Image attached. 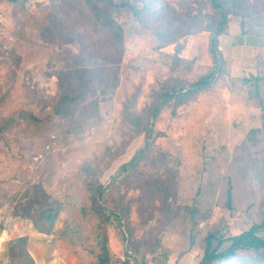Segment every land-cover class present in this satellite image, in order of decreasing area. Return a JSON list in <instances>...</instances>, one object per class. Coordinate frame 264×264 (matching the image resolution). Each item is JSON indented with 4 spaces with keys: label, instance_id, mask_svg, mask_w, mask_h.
<instances>
[{
    "label": "rangeland",
    "instance_id": "obj_1",
    "mask_svg": "<svg viewBox=\"0 0 264 264\" xmlns=\"http://www.w3.org/2000/svg\"><path fill=\"white\" fill-rule=\"evenodd\" d=\"M112 1L123 5L114 11L121 42L91 29L80 0L0 1V126L16 120L0 131V264H9L8 243L21 237L29 254L35 247L29 243L43 246L42 264L58 256L61 264H196L208 235L215 236L214 246L261 224L264 101L258 84L232 79L225 69L193 99L163 109L150 132L132 122L145 124L163 87L194 82L211 68L206 27L214 12L207 0ZM198 14L203 22L192 19ZM253 17L264 20V11ZM52 20L59 28L43 40ZM102 64L114 68L115 88L107 99L96 97L98 116L56 115L57 74ZM146 142L151 150L135 177L114 183L112 176ZM94 180L106 187L105 214L123 213L120 228L91 211ZM29 184H39L59 205L50 234L14 215ZM258 234L264 238V223Z\"/></svg>",
    "mask_w": 264,
    "mask_h": 264
},
{
    "label": "trees",
    "instance_id": "obj_2",
    "mask_svg": "<svg viewBox=\"0 0 264 264\" xmlns=\"http://www.w3.org/2000/svg\"><path fill=\"white\" fill-rule=\"evenodd\" d=\"M17 2L18 0H0ZM89 14V26L95 32L102 31L109 35L115 42H121L122 29L116 22L114 11L120 10L122 4H116L112 0H80ZM210 9L214 12L209 17L206 29L209 32L208 53L212 60V66L207 73L194 82H184L176 86L160 90L157 100L149 109L143 125L142 119L133 118L132 122L137 128L151 131L152 125L163 109L169 105L179 106L193 99L201 91L211 87L216 83L218 77L227 69L226 61L219 48V37L226 33L230 23L235 22L243 27L246 19L253 17L255 13L264 11V0H207ZM137 13V12H136ZM234 18V20H231ZM196 22H203L199 14L192 17ZM206 23V22H205ZM59 23L50 21L42 31L43 40L50 41L54 34L55 27L59 28ZM61 29V28H60ZM228 72V71H227ZM259 76L244 78L245 82L258 84ZM114 68L112 66L94 65L91 67H78L73 71H60L57 74V99L54 103V113L61 117H82L92 119L98 116V103L96 97L101 96L107 99L115 88ZM264 111V108H263ZM33 117H31L32 119ZM16 120L9 119L0 126V131L15 125ZM151 146L148 142L139 149L129 161L122 164L112 176L114 183L127 182L128 178L135 177L137 167L147 157ZM105 186L98 180H94L88 185L90 191V209L98 215L104 216L107 220L115 222L121 227L122 212H110L105 214L102 205ZM231 203L230 188L227 191L226 206ZM14 215L29 219L34 228L45 234H50L55 221L59 215V205L51 202L49 196L39 184H29L22 193V197L16 203ZM264 223V215L260 225H252L250 228L238 234L229 235L217 239L212 245L214 235H208L205 239L203 254L196 264H264V238L258 234V229ZM124 239L128 242L130 233L123 231ZM64 238V237H62ZM26 237H21L8 243L7 255L18 257L22 264H35L33 258L26 250ZM14 248L19 252L15 253ZM130 248V247H129ZM131 249V248H130ZM127 257L132 254L127 251ZM129 254V255H128ZM105 261L106 258H101ZM127 264L128 261H123Z\"/></svg>",
    "mask_w": 264,
    "mask_h": 264
},
{
    "label": "crops",
    "instance_id": "obj_3",
    "mask_svg": "<svg viewBox=\"0 0 264 264\" xmlns=\"http://www.w3.org/2000/svg\"><path fill=\"white\" fill-rule=\"evenodd\" d=\"M254 17L246 19L243 27L235 22L230 23L226 33L219 37V48L226 61L228 74L232 79L260 77L257 83L264 101V20L256 21L253 20ZM31 234L34 235L33 232ZM29 245H35L32 247L33 250L29 249L35 264H42L43 255L40 247L43 246L40 244L38 246L33 242ZM63 258V256L54 258V264H61L59 261ZM70 261V264H77L75 261L72 262L73 260Z\"/></svg>",
    "mask_w": 264,
    "mask_h": 264
}]
</instances>
